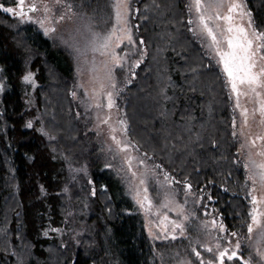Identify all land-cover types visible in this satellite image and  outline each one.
<instances>
[{"label": "trees", "instance_id": "16d2710c", "mask_svg": "<svg viewBox=\"0 0 264 264\" xmlns=\"http://www.w3.org/2000/svg\"><path fill=\"white\" fill-rule=\"evenodd\" d=\"M94 1L56 4L73 16L89 14ZM239 1L264 32V0ZM127 3L131 41L114 67L122 132L184 206L183 231L149 234L131 171L112 146L106 152L94 141L91 120L101 110L78 91L76 53L0 10V264H219L225 248L239 258L224 264H264V204L252 199L248 132L219 57L196 30L193 0ZM115 12L108 0V33ZM129 62V72L120 70Z\"/></svg>", "mask_w": 264, "mask_h": 264}, {"label": "rangeland", "instance_id": "374dc122", "mask_svg": "<svg viewBox=\"0 0 264 264\" xmlns=\"http://www.w3.org/2000/svg\"><path fill=\"white\" fill-rule=\"evenodd\" d=\"M33 2L38 6L37 10L29 12L27 17H18L19 21L21 23L33 24L34 29L41 31L43 35H47L48 37L57 34L59 40L76 53L74 54L77 62L76 75L80 88L78 91L82 90L85 93L91 103V108L100 107L99 109L101 110L94 113L91 120L92 126L96 129L95 133L92 131L96 139L94 141H104L106 143L104 147L106 152H108V145L112 146L117 151L118 157L125 169L129 173L131 171L130 182L132 191L135 200L140 204L144 212L149 234L159 239L178 235L183 231L182 221L185 217V208L173 196L168 194L159 178V171L156 170L155 166H148L144 161L143 163L140 162L142 159L137 155V151L123 135L124 123H121L123 120L117 110L119 108L120 90L118 89L114 67L122 66L124 55L120 49L118 51V48L123 43H120V46L116 47L118 42L116 37H120L125 42L128 40L127 0L120 9L122 18L119 23L117 22L116 12L114 15L115 20L112 22L114 24L110 32L116 29V36L113 37L107 50L101 49L100 51H94L93 48H98L100 43L103 42L102 38L110 33H108V0H95L93 3L94 9L92 6L89 14H86L87 11L85 12L82 8L78 7L80 10H77L76 13L73 12V16L67 13L68 11H66L64 6H61V10L58 12V4L54 0H25V7ZM118 2L119 0H115L116 11ZM221 3L223 6L218 7L217 5ZM232 3L240 4V1L202 0V4L208 8L206 15H213L216 12H219L221 15H227L228 6ZM14 8H16V5ZM241 12L246 13L244 8L242 10L237 9L232 13L233 20L231 21V26L234 29L236 26H243L251 37L252 28L248 26L249 15H241ZM61 16L64 19H60ZM194 21L197 32L202 34L207 42V54L211 57H219L214 48L209 47L212 43L211 38L200 30L199 13L197 11L194 14ZM215 25H219L221 29H224L229 26V22L222 19L209 22L210 27H215ZM225 35L228 34L225 33ZM218 39L222 40L221 47L226 51L227 46L223 43V38L218 36ZM113 51L116 56L121 58L119 66H117L113 59ZM102 52L104 53L103 55L101 54ZM261 64H263V61H261ZM221 65L223 66L222 63ZM130 69L129 62L120 70L129 72ZM262 80H264V77H262ZM238 87L241 92L247 93V95L237 96L232 92L236 106L237 102L239 103V107L237 108L242 116L243 130L248 132L247 142L252 153V176L255 181L252 196L256 198V203L259 205L264 204V184L261 183L259 177V173L264 172V168L259 167V165L264 164V155H261V153H264V116L259 111L260 103L264 101V88L258 89L260 96H256L249 90L248 85H238ZM109 92L112 93V100L114 102L111 108L108 107L107 94ZM245 109H247L246 114L244 113ZM105 120L107 123H104ZM85 129L87 128L85 127ZM114 136L116 140L121 142L119 145L113 139ZM125 144L128 147L122 151L121 149H124ZM129 158H131V166H129ZM177 224L181 225L182 229L176 228L175 225ZM256 240L260 242L259 235H257Z\"/></svg>", "mask_w": 264, "mask_h": 264}, {"label": "snow or ice", "instance_id": "6c2138e0", "mask_svg": "<svg viewBox=\"0 0 264 264\" xmlns=\"http://www.w3.org/2000/svg\"><path fill=\"white\" fill-rule=\"evenodd\" d=\"M57 3H59V0H57ZM126 3V0H119L117 3V11H116V17L117 22L119 23L122 14H121V7ZM218 7H222L223 4H218ZM196 9V11L199 13V27L202 33L206 34L208 37L211 38L212 43L209 45V47L214 48L216 54L219 56V61L223 64V71L227 74V77L229 78L228 82L231 86L232 92L235 93L237 96L240 95H247L246 92H241L239 90L238 85H248L249 90L254 93L256 96H260V92L258 89L264 88V80H262V77H264V64H261V61H264V32H258L252 25V21L249 18L248 26L249 28H252L251 37L249 35V32L247 29H245L243 26H236L234 29L231 26V21L233 20L232 13L237 10L243 8L242 4L238 3H232L228 6V14L227 15H221L219 12L214 13L213 15H206L208 8L204 4H202V0H193V5ZM0 10L7 12L9 14H14L17 17L23 18L27 17L29 12H34L37 10L35 2L25 7V0H16V8L13 7H4L3 5H0ZM47 11V9H46ZM69 11H71V6L69 5ZM241 15H250L245 12H241ZM30 18V17H29ZM60 19H64L63 16L60 17ZM224 20L226 22H229V26L227 28L221 29L219 25H215V27H210L209 22L213 20ZM42 23V22H41ZM189 23H193V21H189ZM54 30V29H53ZM47 31V30H46ZM227 33L228 35H225ZM116 36V29H113L112 32H110L108 35L104 36L102 38V43H100L98 48H93L94 51H100L101 49L107 50L110 47V44L112 42L113 37ZM219 37L223 38V43L226 44L227 50H223L221 47L222 40L218 39ZM117 44L116 47L120 46V43H123V40L120 39V37H116ZM127 39L131 41V36L128 35ZM141 44H143V41H140ZM104 54L103 52L101 53ZM113 59L117 66L120 65L121 58L116 56L115 52H112ZM141 61H137L136 66L138 67ZM25 81H31L32 80V74L29 73L24 77ZM114 87V85H113ZM108 107L111 108L114 104L112 100V93L109 92L108 94ZM237 107H239V103L237 102ZM260 113L262 116H264V101H261L260 103ZM244 113H247V109L244 110ZM104 123H107L105 120ZM123 124L124 122L121 121ZM31 127V123L28 125ZM235 135V133H234ZM114 140H116V137H113ZM117 144L119 145L121 142L119 140H116ZM128 147L127 144L124 145V149H121L122 151L125 150ZM261 155H264V153H261ZM131 158H129V166ZM143 163V161H140ZM260 168H264V164L259 165ZM259 177L261 180V183L264 184V172L259 173ZM168 179L167 175L165 177ZM143 183V181H141ZM188 188H191V185H188ZM146 191V190H145ZM147 198V197H145ZM253 202H256V198L253 197ZM252 218V222L255 224H259L260 221L258 220V217L256 215V212L254 210L253 213L250 214ZM213 224H215V221H213ZM176 228H181L182 226L177 224L175 225ZM221 230H223V225L220 226ZM253 231L252 224L248 225V232L251 233ZM47 235V233H45ZM232 236H236V233H231ZM264 235V233H262ZM176 237H173L175 239ZM219 247V245H218ZM235 248H240V242L237 241L235 244ZM208 252H212V248H206L205 249ZM195 255L197 258H200V252L195 251ZM261 256L264 257V253H261ZM227 258V260L231 261L234 258H239L237 256V251H232L231 254H228V249L225 248L223 251L219 253V264H224V260ZM201 264H205L203 260H201ZM207 264H212V261H207ZM243 264H248V261H243Z\"/></svg>", "mask_w": 264, "mask_h": 264}]
</instances>
